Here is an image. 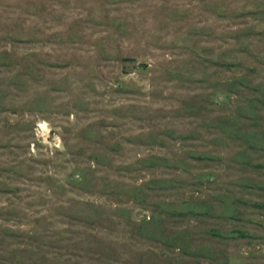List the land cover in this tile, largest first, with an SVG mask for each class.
<instances>
[{"label": "rangeland", "instance_id": "rangeland-1", "mask_svg": "<svg viewBox=\"0 0 264 264\" xmlns=\"http://www.w3.org/2000/svg\"><path fill=\"white\" fill-rule=\"evenodd\" d=\"M0 264H264V0H0Z\"/></svg>", "mask_w": 264, "mask_h": 264}]
</instances>
